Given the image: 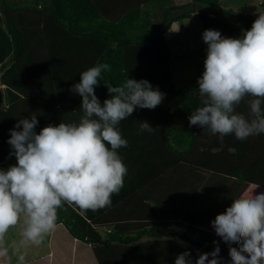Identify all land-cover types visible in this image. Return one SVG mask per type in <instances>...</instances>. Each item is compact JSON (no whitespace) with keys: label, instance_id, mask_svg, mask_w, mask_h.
I'll return each instance as SVG.
<instances>
[{"label":"trees","instance_id":"trees-1","mask_svg":"<svg viewBox=\"0 0 264 264\" xmlns=\"http://www.w3.org/2000/svg\"><path fill=\"white\" fill-rule=\"evenodd\" d=\"M258 11L223 7L221 0H0V84L4 85L0 87V138L6 147L0 162L6 161L8 167L17 163L14 156L9 158L7 141L20 111L41 112L36 116L42 128L63 122L61 111L67 112L74 102L81 107L82 98L71 91L72 86L83 71L100 62L111 65V71L102 75L114 86H122L128 78L146 79L165 94L163 103L152 109L163 113V119L153 123L158 129L160 122L158 139L157 129L145 138L137 134L140 121L125 120L133 133L123 136L129 146L118 152L128 174L121 192L113 195L111 208L181 161L264 186V134L246 143L234 142V135H228L221 142L219 136L205 140L199 134L201 127L190 126L191 111L200 105L199 85L190 81L176 87L166 39L174 22L194 13L204 30L240 38L264 8ZM95 91L101 102L110 98L103 81ZM52 110L57 112L50 117ZM142 110L151 111L137 108L136 112ZM109 209L81 212L65 204L58 211L57 226L72 240L90 246L98 264H115L110 255L119 253L123 245H131L127 248L138 251L139 257L183 248L192 249L198 257L199 246L169 235L175 232L208 247L215 246L218 238L178 220L122 221L103 233L92 221Z\"/></svg>","mask_w":264,"mask_h":264},{"label":"clouds","instance_id":"clouds-1","mask_svg":"<svg viewBox=\"0 0 264 264\" xmlns=\"http://www.w3.org/2000/svg\"><path fill=\"white\" fill-rule=\"evenodd\" d=\"M202 39L207 56L197 80L200 105L191 111L190 126L218 134L221 142L228 135L246 141L264 134V11L240 38L206 29ZM110 71V64L97 62L72 86L82 98L78 123L49 124L37 132L39 120L33 114L9 130V158L14 156L17 163L0 168V258L15 256L16 264H25L21 248L42 245L65 204L81 212L111 208L113 195L124 187L128 168L118 150L129 141L119 125L137 108L161 105L165 94L146 79L128 78L114 86L102 75ZM101 81L110 94L103 103L95 91ZM244 101L247 116L237 111ZM153 130L143 121L137 134ZM211 225L229 245L230 264H264V192L242 194ZM13 228L20 229L19 244L6 241ZM220 251L217 244L210 253H198L195 261L185 251L175 264H220Z\"/></svg>","mask_w":264,"mask_h":264},{"label":"crops","instance_id":"crops-1","mask_svg":"<svg viewBox=\"0 0 264 264\" xmlns=\"http://www.w3.org/2000/svg\"><path fill=\"white\" fill-rule=\"evenodd\" d=\"M249 1L252 3L250 10H252L253 7H256L252 10V13H259L258 10H260V8L263 9L262 6H264V0ZM228 7L232 8L233 6ZM233 8L237 10V8ZM175 23L176 22H174L173 25ZM192 48L195 50L197 48L196 44ZM197 53L198 52L195 51V54ZM174 81L176 87L182 86L177 84L175 75ZM3 86V84H0V87ZM237 111L247 116L249 113L247 101L242 102L237 107ZM56 112L57 110H54L52 113H50V117ZM39 113L41 112L23 113L20 111V114H18L16 120H19L22 117L32 116L33 114L39 116ZM60 113L63 116L62 121L64 123H78L81 116L83 115L82 110L80 107H76L75 102L69 106L67 112L61 111ZM162 114L163 113L160 111L158 112V110H142L139 112L134 111L130 117H135V121H147L154 128V121L156 119H160V117L163 119ZM41 116L43 117L44 113H42ZM48 118L49 115L47 117L46 123L49 122ZM157 126L158 129H156L158 135L155 134L156 132L152 135L153 137L154 135H157L156 138L158 139L160 133L159 121H157ZM41 128L42 127H40V125L37 126V132H39ZM119 128L123 136H126V133H133V129H127L128 127L125 120L121 121ZM156 129H154L152 132H154ZM152 132H143L141 134L144 135L145 138H148ZM199 134H203V138L205 140L219 136L218 134L213 135L203 128L200 129ZM232 139L234 142H240V140H237L235 136H233ZM243 142L246 143V141H241V143ZM1 150H6V147H3V142L0 138V151ZM231 151H233V149ZM212 152L215 151L213 150ZM4 153L5 151L0 152V155ZM0 168L7 169V162H0ZM253 191H256L257 193L264 192V186L243 181L236 177L181 161L171 167L169 170L165 171L159 177L153 179L148 184L141 187L131 196L126 197V199H124L122 202L98 216L92 222L98 229L107 227L106 231H109L115 224L122 221L178 220L183 223H188L203 230L215 233V230L211 225V222L215 219V217L218 214L225 212L227 207L231 206L234 199L239 198L242 194L247 195ZM169 235L172 237L177 236L178 238L182 239L176 232ZM20 240V229H10L6 237L7 243L15 241L17 244H19ZM217 240L218 243H215V246L213 247H198L196 250L197 254L205 252L210 253L214 251L218 244L219 247L221 246L224 251L223 254H221V252L219 253L220 257H222L220 264H230L229 245L225 243L220 237H218ZM232 246L237 247L236 244H233ZM185 251H189L191 253L193 261L198 258L192 253V249L186 248H183V250L179 249L174 253L173 251L169 253L163 252L161 256L152 257H149L148 255H142L139 257L138 251L136 252V250L132 249V254L134 257L130 258V256L127 255L126 261L127 264H175L177 256ZM21 252L26 253L25 264H98L91 247L86 245L84 242L78 241L77 239L72 240V238L69 237V234L66 233V230L61 226H57L48 236H46L42 245L35 246L29 244L26 247H22ZM110 256L111 257L109 260L117 264L118 259L120 258L118 254L111 253ZM159 259L160 261H158ZM16 260L17 258L15 256H11L10 259L0 258V264H16Z\"/></svg>","mask_w":264,"mask_h":264},{"label":"rangeland","instance_id":"rangeland-1","mask_svg":"<svg viewBox=\"0 0 264 264\" xmlns=\"http://www.w3.org/2000/svg\"><path fill=\"white\" fill-rule=\"evenodd\" d=\"M177 3H187L189 0H175ZM223 7L233 6L237 10L250 11L253 7L249 0H221ZM232 4V5H230ZM232 7V8H233ZM264 8V6H262ZM148 8V6H147ZM204 27L201 24L200 17L194 13L191 18L177 21L166 34V39L171 49V67L176 76L177 84L184 85L190 81H197L204 71V61L207 56V44L202 39ZM196 44L197 48L192 47ZM198 49V50H197ZM195 51L198 53L195 54ZM1 104V103H0ZM156 189V186H155ZM107 227L100 229L105 233ZM125 245L117 253L120 257L117 264H127L126 256L134 257L132 249L125 248ZM125 250V253L121 251ZM135 250V249H134ZM135 252V251H134ZM124 258V259H123Z\"/></svg>","mask_w":264,"mask_h":264},{"label":"water","instance_id":"water-1","mask_svg":"<svg viewBox=\"0 0 264 264\" xmlns=\"http://www.w3.org/2000/svg\"><path fill=\"white\" fill-rule=\"evenodd\" d=\"M0 102H1V99H0ZM179 237H181L182 239H184L185 241H187L188 243H190L192 245L199 246V247H202L203 246V243L202 242H200L199 240H196V239L191 238L186 233L179 234Z\"/></svg>","mask_w":264,"mask_h":264},{"label":"built area","instance_id":"built-area-1","mask_svg":"<svg viewBox=\"0 0 264 264\" xmlns=\"http://www.w3.org/2000/svg\"><path fill=\"white\" fill-rule=\"evenodd\" d=\"M218 242V240H215V243H217Z\"/></svg>","mask_w":264,"mask_h":264}]
</instances>
